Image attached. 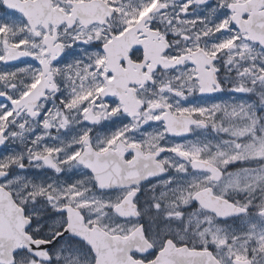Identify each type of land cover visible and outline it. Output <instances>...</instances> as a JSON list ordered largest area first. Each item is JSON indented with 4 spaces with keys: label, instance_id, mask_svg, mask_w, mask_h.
I'll list each match as a JSON object with an SVG mask.
<instances>
[{
    "label": "snow or ice",
    "instance_id": "6c2138e0",
    "mask_svg": "<svg viewBox=\"0 0 264 264\" xmlns=\"http://www.w3.org/2000/svg\"><path fill=\"white\" fill-rule=\"evenodd\" d=\"M0 264H264V0H0Z\"/></svg>",
    "mask_w": 264,
    "mask_h": 264
}]
</instances>
